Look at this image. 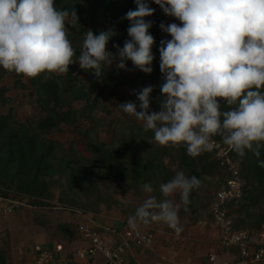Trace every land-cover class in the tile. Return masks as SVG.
Masks as SVG:
<instances>
[{"label":"clouds","instance_id":"clouds-1","mask_svg":"<svg viewBox=\"0 0 264 264\" xmlns=\"http://www.w3.org/2000/svg\"><path fill=\"white\" fill-rule=\"evenodd\" d=\"M135 10L122 19L130 22L123 47L107 44L117 33L109 28L85 31L79 55L68 38V28L79 24L75 7H58L55 0H0V67L10 73L45 80L66 75L78 63L99 81L115 63L117 69L153 72L154 37L149 29L154 14L148 0H134ZM177 23L159 25L171 39L160 41L163 82L157 98L159 111H150L153 85L133 90L137 102L119 104L125 114L142 122L152 140L169 149L185 147L190 157L210 151L219 136L240 159H260L264 150V0H152ZM131 61L133 69L127 68ZM223 105V107H222ZM139 109V110H138ZM151 143L152 141H148ZM201 185L182 170L159 185L160 199L149 194L127 219L137 231L141 225L164 224L178 235L183 231L181 204ZM179 195L177 202L173 197Z\"/></svg>","mask_w":264,"mask_h":264},{"label":"trees","instance_id":"trees-1","mask_svg":"<svg viewBox=\"0 0 264 264\" xmlns=\"http://www.w3.org/2000/svg\"><path fill=\"white\" fill-rule=\"evenodd\" d=\"M148 3L154 8L151 0ZM55 4L58 7L74 6L79 17V24L68 28V38L76 49L73 59L78 57L84 33L89 29L98 35L101 30L112 28L117 34L107 46L114 53L117 49L113 45L122 48L125 40L130 39L127 33L130 22L122 18L129 10L136 9L134 0H55ZM145 19L154 22L149 29L155 40L152 50L160 57V41L171 37L160 33L155 12ZM126 63L127 68L133 69L131 61ZM152 67L153 72L145 74L138 69H117L113 64L108 69L105 67L99 81L91 71L82 70L78 63L70 65L66 75H53L48 80L43 74L29 78L0 67V104L8 106L12 103L11 90L23 91L27 103L37 112L23 121L17 119L12 106L7 114L0 113V196L20 202L24 207L62 209L84 216L100 214L102 210L117 211L124 217L122 230L129 215L134 214L149 195L141 186L152 184L156 191L151 195L160 199L159 185L182 170L201 180L200 187L189 197L187 210L181 204L179 216L183 230L200 223L213 225L211 205L216 193L227 185L231 176L214 152H204L193 158L185 147L160 146L152 140L151 131L144 132L142 123L117 107L126 101L138 103L133 90L153 85L150 111L160 110L157 98L161 96V72L156 59ZM5 78L12 80L11 89L2 84ZM108 100L120 114L107 122L100 115L113 114L107 108ZM102 127L109 129L108 142L100 138ZM65 128L84 140L85 151L89 154L79 150L76 140L65 145L54 138ZM214 139L221 141L219 136ZM231 156L240 164L245 185L241 198L226 204L228 218L233 230L258 233L264 228V168L258 166L255 158H249L251 154L240 159L232 150ZM260 159L264 160V150ZM125 193L133 196L135 204L124 202ZM175 200L180 201L179 195ZM56 231L67 244L80 239L78 226L72 223L61 222ZM221 250L222 253L228 251L226 248ZM5 257V252L1 251L0 264H6Z\"/></svg>","mask_w":264,"mask_h":264},{"label":"rangeland","instance_id":"rangeland-1","mask_svg":"<svg viewBox=\"0 0 264 264\" xmlns=\"http://www.w3.org/2000/svg\"><path fill=\"white\" fill-rule=\"evenodd\" d=\"M113 64L115 65V63ZM2 84L10 89L12 88V80L10 78H5ZM124 90L128 91V88ZM9 95L12 103L8 106H2L0 104V113L7 114L8 109L12 106L16 110L17 119L19 121H23L24 118L33 116V114L37 113L35 109L27 103L25 92L11 90ZM106 105L113 114L109 116L106 113H101L100 116L108 122L109 119L118 116L120 112L118 109H114V104L111 100H108ZM138 122L142 123L141 121ZM99 135L103 141L108 142L110 139V132L107 127H102L99 130ZM54 138L65 145L70 141L76 140L79 142V150L86 155L89 154L88 151H85L84 140L69 128H65L63 133L55 134ZM124 195L125 203L135 204L136 201L130 193H125ZM175 197H173V199H175ZM116 198L118 200L121 199L118 195ZM122 219H124L123 215L117 211L107 212L102 210L100 214L90 213L84 216L78 212L72 213L62 209L39 210L26 206L10 215L0 218V252H5L6 264H34L35 248L37 245H44L49 248H62L66 252H76L83 247V242H81L80 239L71 244H67L62 239L61 235L56 234V228L61 222L72 223L78 226V228L82 224H87L90 229L98 232L100 236L110 242L109 238H111L116 231L120 230ZM44 221H46L45 224ZM44 225L47 227H44ZM127 225L126 223L123 226ZM140 227L154 234V243L152 251H143L145 255L140 253V259L136 262L132 261L133 264L172 263L171 257H180L181 255H183L181 256L182 258L187 256L190 259L193 257L194 253L199 254L203 253V251L207 252L203 245L206 244L207 247L212 243H217L216 245H218L217 238H213L214 232L211 225L206 223H200L194 227H186L178 235L174 230L168 228L164 224L151 223L146 226L141 225ZM132 263L129 261L126 262V264Z\"/></svg>","mask_w":264,"mask_h":264},{"label":"built area","instance_id":"built-area-1","mask_svg":"<svg viewBox=\"0 0 264 264\" xmlns=\"http://www.w3.org/2000/svg\"><path fill=\"white\" fill-rule=\"evenodd\" d=\"M152 1V0H151ZM156 19L161 24L177 23L180 21L174 17L167 16L161 8L154 3ZM83 28H86L85 26ZM163 36H167L160 30ZM107 47V50L114 53ZM157 63L160 65V57L152 50ZM159 82H163L162 74L159 75ZM215 140V139H214ZM216 141L212 150L222 167H225L231 175L227 185L220 189L211 205L214 215V224L211 225L213 232L218 237V246L228 249L226 251L232 258V250L235 249L237 257L234 260L222 264H264V228L258 233L249 231H235L232 229L231 221L228 218L226 204L230 201H237L241 198L245 185L240 164L232 156V150L221 141ZM24 207L20 202L12 201L0 196V218ZM80 240L83 247L76 252H66L64 249L55 247L36 246L34 264H93L101 259L97 264H126V250L131 247H139L144 250H151L154 243V234L139 228L137 231L131 230L128 225L124 226L120 233L115 232L108 242L98 232L90 229L87 224H82L78 228ZM234 251V252H235ZM70 255L72 257H70ZM219 255L211 253L201 261H192L188 264H220ZM85 262V263H84ZM160 264H172L162 262Z\"/></svg>","mask_w":264,"mask_h":264},{"label":"crops","instance_id":"crops-1","mask_svg":"<svg viewBox=\"0 0 264 264\" xmlns=\"http://www.w3.org/2000/svg\"><path fill=\"white\" fill-rule=\"evenodd\" d=\"M92 221V220H91ZM88 222V221H87ZM121 231V230H120ZM120 231H116V232H120ZM214 234V237L213 238H217L218 239V237L216 236V233H213ZM106 238V237H105ZM109 240L111 241V240H113L114 242H116L117 240L116 239H114V237H113V239H112V236H111V238H109ZM116 243H118V242H116ZM217 244V243H216ZM216 244H210V245H208V247L206 246V244L205 245H203L204 246V248H205V250H207V252H205V251H203V253H197V254H193V257L192 258H188L187 256H185L184 258H182L181 256H183V255H181L180 257L179 256H174V257H171V262L173 263V264H188V263H190V262H192L193 260H196V261H201V260H203L207 255H209V254H211V253H217L218 255H219V263L220 264H222V263H224V262H228V261H230V260H234L236 257H237V252H234V251H232V258H231V256L229 255V253H227L226 251L224 252V253H222L221 251V248L218 246V245H216ZM44 246V245H43ZM55 247H53V249H54ZM197 250V249H196ZM142 251V252H141ZM143 251H148V250H144V249H142V248H139V247H131L130 249H127L126 250V253L127 254H125V259H126V262H131L132 263V261H134V262H136V261H138L139 259H140V253H143L144 255H145V253L143 252ZM195 258V259H194ZM97 261H98V263H100L101 262V259H98V260H96V261H94L93 262V264H97ZM190 261V262H189ZM133 264V263H132Z\"/></svg>","mask_w":264,"mask_h":264}]
</instances>
